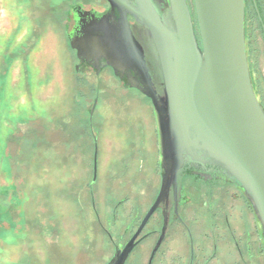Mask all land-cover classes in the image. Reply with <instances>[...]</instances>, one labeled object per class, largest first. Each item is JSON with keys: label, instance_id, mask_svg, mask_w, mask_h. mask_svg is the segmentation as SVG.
I'll use <instances>...</instances> for the list:
<instances>
[{"label": "rangeland", "instance_id": "rangeland-1", "mask_svg": "<svg viewBox=\"0 0 264 264\" xmlns=\"http://www.w3.org/2000/svg\"><path fill=\"white\" fill-rule=\"evenodd\" d=\"M67 2L0 0V264H50L53 250L64 252L72 264L84 263L80 254L100 243L91 221L90 195L82 196L83 212L75 210L70 188L77 179L71 181L67 157L69 141L74 142L81 128L87 133L88 109L95 98L99 186L110 191L113 183L119 187L117 196L96 195V205L111 202L110 208L126 195L128 206L143 210L158 187L156 172L151 177L155 190L142 188L144 180L130 188L137 167L130 141L145 134L146 152L157 148L152 110L139 95L108 81L105 72L99 77L76 72L75 53L54 18ZM152 244L139 245L130 263L146 264ZM99 254L93 251L87 258Z\"/></svg>", "mask_w": 264, "mask_h": 264}, {"label": "water", "instance_id": "water-1", "mask_svg": "<svg viewBox=\"0 0 264 264\" xmlns=\"http://www.w3.org/2000/svg\"><path fill=\"white\" fill-rule=\"evenodd\" d=\"M116 1L136 22L107 19L70 39L81 61L111 67L151 100L161 155V188L140 227L115 256L123 264L154 210L178 192L185 170L208 167L244 195L264 245V107L255 92L246 48L245 0ZM165 217L160 237L168 226Z\"/></svg>", "mask_w": 264, "mask_h": 264}, {"label": "flooded vegetation", "instance_id": "flooded-vegetation-1", "mask_svg": "<svg viewBox=\"0 0 264 264\" xmlns=\"http://www.w3.org/2000/svg\"><path fill=\"white\" fill-rule=\"evenodd\" d=\"M66 1L69 2L64 10H60V16H54L53 6H48V10L63 30L69 48L75 53L76 72L96 77L105 72L108 81L119 83L126 92L132 91L139 95L144 100L143 102L151 108L156 122L151 100L136 88L129 87L130 79L126 75H116L108 66L97 70L89 62L79 60L76 51L70 47L71 37L78 34L82 27L89 26L94 21L107 19L118 23L125 16L128 25L135 28L136 22L127 12L126 6L109 0ZM126 1L127 5H136L135 0ZM151 1L160 10L165 9L167 4V0ZM190 1L187 0V3L194 17L193 3ZM62 20H66L67 23H62ZM245 36L253 86L264 107V0H245ZM97 102L98 99L95 98L88 109L87 133L81 128L79 138L77 137L74 142L70 140L67 146L71 181L73 182L74 178L77 179V183L70 188V192L76 195L77 208L75 210L82 212L86 206L82 201V196L90 195V207L93 211L91 221L97 229L96 236L100 242L95 248L92 247L90 253L87 251L88 254L85 253V256L80 254V257L86 260L79 264H116L115 256L136 234L161 188L162 169L158 128L156 122L157 148L154 152L152 151V154L145 150L147 146L145 134H139V138L130 141L133 158L137 159V167L133 175L134 184H130V188L140 187L142 181L139 182V180H144L142 188L151 189L150 192L155 190H152L151 177L157 172L158 187L148 206L143 210L136 204L128 206L126 195L119 198L110 208L106 207L110 206L111 202L102 204L98 201L96 205V195L102 193L104 196L107 192L110 196L116 192L117 196L119 193V187L114 183L110 187L111 191L105 186H99L101 144L99 134L92 127ZM73 126L74 124L71 126L72 130L75 127ZM154 155L158 157L156 165H154L156 159ZM86 176L89 181H85ZM82 180L85 182L81 183ZM165 217L168 219V228L154 253L151 264H264L263 238L250 205L234 184L227 182L222 175L208 167L191 166L185 170L178 186V192L176 195L172 192L169 198L150 215L136 236L134 246L123 264H131V258L135 255L138 246L148 240H153L149 260L160 237ZM87 249L90 248L87 247ZM93 251H99L100 254L102 252L104 256L99 254L96 258H87ZM106 251L108 255L105 254ZM64 255V252L53 250L50 264H72L68 255ZM77 263L78 261L75 262Z\"/></svg>", "mask_w": 264, "mask_h": 264}]
</instances>
